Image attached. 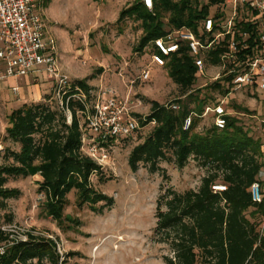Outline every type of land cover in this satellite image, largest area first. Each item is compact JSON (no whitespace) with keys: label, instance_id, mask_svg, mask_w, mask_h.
Instances as JSON below:
<instances>
[{"label":"trees","instance_id":"trees-1","mask_svg":"<svg viewBox=\"0 0 264 264\" xmlns=\"http://www.w3.org/2000/svg\"><path fill=\"white\" fill-rule=\"evenodd\" d=\"M223 6L224 0H153V9L149 11L142 0H136L131 8L122 11L119 20L129 17L140 24L142 35L137 49L140 52L172 29L187 28L199 36L204 30V20L224 18ZM245 32L249 49L239 54L240 66L254 56L253 49L258 45L257 27L243 21L236 24V41H241L239 34ZM228 41L226 37L207 53V65L220 63ZM165 68L184 96L200 79L186 49L171 55ZM232 79L233 75L223 77L207 88L221 98H228ZM72 85L86 94L92 90L87 80ZM187 97L185 104L174 102L179 105L178 111L151 103L150 114L141 127L153 123L152 129L132 149L128 159L134 172L142 164L155 173L159 171V162L174 163L183 169L191 159L206 170L197 191L180 194L168 189L157 200L155 231L162 235V242L170 246L173 254L163 261L165 264H264V143L244 128L237 117V111L242 109L236 106L233 107L236 111L225 117L224 129L219 130L213 124L198 132L205 108L209 107L207 101H213L212 106L219 101L212 95L202 100L192 93ZM53 100V96H48L44 103L24 105L7 117L4 140L17 145V150L4 144V151L0 152V213L6 209L8 200L20 196L17 189L6 187L9 180L38 175L37 193L43 197L41 210L57 224L67 220L64 211L71 192L75 194L77 207L102 215L112 209L114 201L95 190L90 182L93 175H100L99 181H103V170L81 150V139L87 132L84 107L77 99H70L72 121L68 125L64 113L52 106ZM190 115H193L191 125L184 130V122ZM254 183L260 185L263 196L260 204L252 201L250 188ZM215 186L226 189L215 192L212 189ZM11 220L7 216V221ZM8 243L9 234L0 225V246ZM45 262L60 264L55 245L30 235L0 255V264Z\"/></svg>","mask_w":264,"mask_h":264},{"label":"rangeland","instance_id":"rangeland-1","mask_svg":"<svg viewBox=\"0 0 264 264\" xmlns=\"http://www.w3.org/2000/svg\"><path fill=\"white\" fill-rule=\"evenodd\" d=\"M135 1L39 0L36 11L42 17L46 38L55 43L59 73L72 82L87 80L93 89L113 88L128 97L131 111L141 117L150 114L152 102L163 106L176 101L185 104L191 93L201 100L212 95L223 103L227 112L236 111L234 106L242 109L237 111L241 124L264 143L262 92L256 91L254 96L253 91L242 88L233 90L228 98H221L207 88L219 70L206 66L207 79H198L193 89L182 95L165 67L150 64V46L137 50L142 35L140 24L129 17L119 20L122 11L131 8ZM144 70L150 73L146 83L139 80ZM13 87L19 89V98L12 95ZM49 87L45 74L37 84L29 78L0 82V100L4 106V109L0 107L1 153L4 144L17 150V145L4 140L6 134L2 127H6V114L24 104L44 103L48 96H53ZM41 98L40 102H34ZM51 102L61 111L56 100ZM213 104L208 100L206 106ZM213 121L212 114L203 116L197 131L209 129ZM151 129L152 125H148L127 139L108 144V160L102 167L103 181H99L100 175L90 178L95 190L114 201L112 209L102 215L77 207L75 194L71 192L64 211L67 220L57 224L41 210L43 197L37 193L38 175L9 180L6 187L20 192L17 199L6 202V209L0 213L1 229L9 234V241H26L29 235L52 241L60 264H165L163 258H172L173 254L170 246L162 242V235L155 231L157 200L168 189L180 194L197 191L206 170L191 159L183 169L174 163L159 162V171L155 173L142 164L136 172L132 171L129 155ZM7 216L12 218L11 222Z\"/></svg>","mask_w":264,"mask_h":264},{"label":"built area","instance_id":"built-area-1","mask_svg":"<svg viewBox=\"0 0 264 264\" xmlns=\"http://www.w3.org/2000/svg\"><path fill=\"white\" fill-rule=\"evenodd\" d=\"M38 1L0 0V62L5 64V71L0 75V80L45 74L53 83V98L58 102L68 125L72 121L68 103L70 99L80 101L84 107L83 118L87 131L81 139V150L102 168L108 160V144L131 137L143 128L141 122H144L146 117L133 114L128 97L121 96L113 88L100 86L86 94L72 87V81L59 73L55 43L46 38L42 17L36 11ZM142 4L152 11L153 0H142ZM223 11V19L216 21L209 17L204 20V30L199 36L187 28H180L172 29L153 40L148 45L150 64L163 68L171 55L186 49L200 78L207 79L206 66H210L219 70V73L209 80L211 83L233 75L232 91L246 88L253 91L254 96L256 91H260L264 102V0H224ZM242 21L257 27L258 45L253 49L254 56L248 57L240 66L239 54L249 49L246 32L239 34L241 41L235 39L236 24ZM226 37H229V41L226 52L220 56V63L217 66L207 65V53ZM139 80L148 82L149 71L144 70ZM12 92L18 95L17 88H13ZM166 107L173 111L179 110L176 103H170ZM209 113L213 115V124L219 130L224 129L225 117L231 114L225 110L222 102L205 108L202 117ZM192 116L185 120L184 130L189 129ZM262 123L264 125V119ZM212 189L215 192H223L226 188L215 186ZM250 193L254 203L263 202L258 183L251 186ZM262 227L264 228V219ZM15 243L9 241L8 244L0 246V255H5L6 249Z\"/></svg>","mask_w":264,"mask_h":264},{"label":"crops","instance_id":"crops-1","mask_svg":"<svg viewBox=\"0 0 264 264\" xmlns=\"http://www.w3.org/2000/svg\"><path fill=\"white\" fill-rule=\"evenodd\" d=\"M5 71V64L3 63V62H0V75L3 73ZM44 74H42V73H39V74H36V75H29V76H26V77H22V78H13V79H25V78H29V80H30V82H32V83H34V84H37V83H39V77L40 76H43ZM9 79V78H8ZM5 80H7V79H5ZM5 80H0V82H4ZM47 81L50 83V87H49V90L50 91H52V88H53V83H52V81L47 77ZM89 87H91L90 85H89ZM13 88H17V87H13ZM12 88V89H13ZM92 88V87H91ZM12 89H11V91H12ZM18 89V88H17ZM93 89V88H92ZM12 95L14 96V97H16V98H19V95H20V92H19V89H18V95H15L13 92H12ZM42 100V98L41 99H37L36 101H34V102H40ZM33 103V102H32ZM25 105V104H24ZM23 105V106H24ZM0 107L2 108V109H4V106H3V103H2V101L0 100ZM9 116V113H7L6 114V117H8ZM6 126H7V122H6ZM5 126H3L2 127V132L5 130ZM40 179V178H39ZM40 181V180H39Z\"/></svg>","mask_w":264,"mask_h":264}]
</instances>
